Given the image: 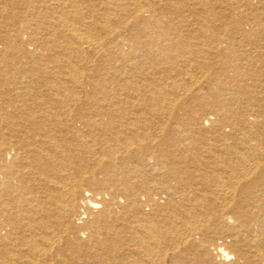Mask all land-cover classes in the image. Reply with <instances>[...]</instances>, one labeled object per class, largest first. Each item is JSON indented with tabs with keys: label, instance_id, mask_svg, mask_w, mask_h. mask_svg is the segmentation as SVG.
<instances>
[{
	"label": "bare ground",
	"instance_id": "bare-ground-1",
	"mask_svg": "<svg viewBox=\"0 0 264 264\" xmlns=\"http://www.w3.org/2000/svg\"><path fill=\"white\" fill-rule=\"evenodd\" d=\"M0 264H264V0H0Z\"/></svg>",
	"mask_w": 264,
	"mask_h": 264
}]
</instances>
